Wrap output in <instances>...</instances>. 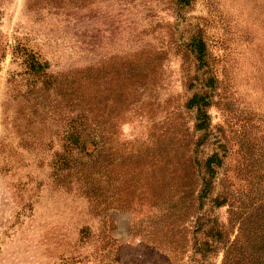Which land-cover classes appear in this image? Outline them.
<instances>
[{
	"label": "rangeland",
	"instance_id": "rangeland-1",
	"mask_svg": "<svg viewBox=\"0 0 264 264\" xmlns=\"http://www.w3.org/2000/svg\"><path fill=\"white\" fill-rule=\"evenodd\" d=\"M79 113L99 197L70 171ZM261 199L264 0H0V264H224Z\"/></svg>",
	"mask_w": 264,
	"mask_h": 264
},
{
	"label": "trees",
	"instance_id": "trees-1",
	"mask_svg": "<svg viewBox=\"0 0 264 264\" xmlns=\"http://www.w3.org/2000/svg\"><path fill=\"white\" fill-rule=\"evenodd\" d=\"M195 48L197 50L196 55L201 60L204 52L203 43L199 40ZM25 60L28 69L32 72H40L42 77H47L48 65L45 61H39L33 53H28ZM189 104L197 108L198 128H208V116L203 108L206 105L205 98L194 95L189 100ZM81 110H84V108ZM88 118L87 115L79 113L70 120L68 134V140L70 141V171L83 179L88 189L94 193L93 197H99L98 185L102 173L99 156L102 149L103 133L99 127V118H91V122ZM88 146H91V149H88ZM82 156L86 159H82ZM221 164V158L214 153L206 160L205 166L210 179L202 181L203 186L200 197H207L212 190V178L216 175V167H220ZM217 197L220 198V200H215L217 204L226 202L224 195H218ZM244 204L241 206L242 209L245 207ZM243 214L246 217L240 221L239 235L226 247L227 253L224 264H264V200L261 199L256 205L251 204ZM210 228L214 231L215 236H222L220 226Z\"/></svg>",
	"mask_w": 264,
	"mask_h": 264
}]
</instances>
